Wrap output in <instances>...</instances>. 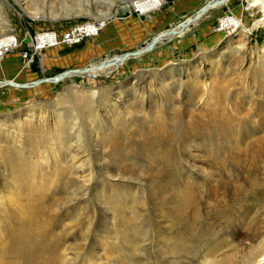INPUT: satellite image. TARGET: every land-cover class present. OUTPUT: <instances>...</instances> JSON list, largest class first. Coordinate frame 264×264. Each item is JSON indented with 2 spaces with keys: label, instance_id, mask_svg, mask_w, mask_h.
<instances>
[{
  "label": "rangeland",
  "instance_id": "374dc122",
  "mask_svg": "<svg viewBox=\"0 0 264 264\" xmlns=\"http://www.w3.org/2000/svg\"><path fill=\"white\" fill-rule=\"evenodd\" d=\"M145 1L0 0V45L9 40H17V45L0 50V82L13 79L17 83H30L44 77H53L63 71L100 66V62L106 59L141 49L159 32L181 25L209 0H156L147 8H142ZM99 16H105L104 24H101ZM222 18L231 20L238 26L227 25L222 22ZM263 21L264 8L260 3L253 4V0H227L207 10L173 37H162L152 49L125 58L115 70L106 75L86 76L74 73L55 83L45 80L26 88L2 85L0 122L12 128L28 126L33 121L32 117L41 114V120L51 125L56 108H73L76 118H66L65 121L68 122L67 128L71 127V122H75L74 129H67L69 131L63 134L65 140H52L54 146H63L61 156H64L68 152H75L73 145L77 138L89 151L93 138L90 128L99 136V128L103 123L120 116L123 121L128 122V129H132V140L138 157L131 159L132 155H128L127 161L120 164L124 167L123 171L119 170L122 179L117 176L110 183H120L121 186L126 183L131 186L133 195L137 199H144V204L138 209L146 212L160 202L158 193L149 186L148 176L151 170L146 169L148 166L152 169L154 165L150 164L148 158L147 160L139 155L143 141L138 132L150 123L151 118L147 116V112L154 107L149 104L150 101L153 104H162L160 98L163 97L164 109L168 107V103L180 107L179 110L186 113L184 119L188 120V114L197 112L201 105L190 96L193 90H201V87L209 90L213 87V92L225 89L223 91L231 95L230 107L235 108V111H231L232 118L236 124L242 126L239 134L243 146L254 140L262 139L264 142ZM90 24L98 26L99 29L94 33L85 32V35L77 36L79 39L71 43L65 40L64 35L67 32ZM41 35L58 37L64 43L53 40L52 45L42 43L44 48L35 50L33 44L38 42ZM236 44L243 45L241 50L244 55L240 52L234 53ZM224 83L226 86H223ZM109 88L113 90L108 98L101 99L100 92ZM119 90H122L121 95L116 93ZM64 95L66 98L62 100ZM142 95L144 100L142 99L140 106L143 111L136 112V107H131L133 97L141 100ZM88 101H92L91 106L81 105ZM106 102H109V106L114 103L115 109L109 106L105 108ZM99 107L102 108L98 109ZM96 109L98 111L93 117ZM2 138L0 153L3 152L2 148L19 140L18 137ZM45 144L47 143L43 142ZM196 149L190 145L181 150L189 168ZM23 151L28 153L27 150ZM91 164V178L86 184L87 187H83L84 190H72L67 185V190L62 187L67 176L79 180L69 173L60 177L59 185L54 183L56 177L51 172V165L41 169L34 182L30 181L11 191L5 188V178L0 174V255H5L7 264L22 262L20 235L24 229L25 217H33L35 223L40 225L39 231H34L33 227L28 229V234L37 241L43 243L49 239L54 247H58L57 253L68 251L70 254L84 252L86 242L92 248L94 258H101V264H165L167 261L177 264H208L210 261L230 256L236 248L247 250L246 247L256 243L247 228L252 215L253 222L261 231L259 239L264 237V159L261 169L251 180L254 185L250 189L246 187L243 192V196H247L245 201L240 204L243 197L238 202V205H242V210L236 214L231 228L235 246L219 245L209 255L213 238L205 237L201 242L196 241L193 244L190 241L194 236L186 232L183 237L189 243L188 247L192 248L181 256H172L167 252L170 240L166 241L167 238L164 240L161 236L155 237L154 233L148 234V216L141 224L143 232L140 231V235L133 238L135 247L131 249L123 246L119 224L121 220L134 216L135 212L137 214V211L132 205H128L121 210V214L120 209L107 214L108 205L100 204L97 196L101 192L109 193V181L102 170H99L101 166L97 160ZM62 165L66 167L67 163ZM2 166L0 164V170ZM207 167L209 166H205ZM81 171L75 172L80 176L83 172ZM6 176L11 179L9 174ZM150 192L155 193V196ZM242 215L246 218L239 221L238 217ZM89 220H92L93 225L88 240L84 241L85 227ZM159 220L158 224L164 226L162 233L169 232L171 235L168 236H172L168 229L169 224ZM43 222L46 223L42 224ZM133 223L135 222L131 224ZM109 226L111 230L106 234ZM201 234L203 232L198 233ZM114 240L117 242L116 247L112 244ZM57 253L56 255L60 254ZM38 264L65 263L62 257L58 261L53 255L50 258L47 254H42L38 258Z\"/></svg>",
  "mask_w": 264,
  "mask_h": 264
},
{
  "label": "bare ground",
  "instance_id": "6f19581e",
  "mask_svg": "<svg viewBox=\"0 0 264 264\" xmlns=\"http://www.w3.org/2000/svg\"><path fill=\"white\" fill-rule=\"evenodd\" d=\"M155 1L146 0L143 2L142 8H147ZM212 1L214 0H209L207 3ZM226 1L223 0L222 3ZM255 3H260L264 8V0H253V4ZM32 17L36 18V16ZM224 18H222V22L225 24L238 26L231 20H223ZM104 19L105 16L100 17L101 24H104ZM187 26L189 25L182 22L181 25L175 26L171 30L159 32L154 37L160 39L162 37L171 38L187 28ZM98 29L99 27L93 24L77 27L72 32L73 36L68 40V43L77 41L79 39L77 36L85 35L83 34L85 32L88 34L94 33ZM53 40L64 43V40L62 41L58 37L41 35L38 42L35 43L37 45L34 46L35 44H33V48L35 50L44 48L42 43L52 45ZM15 45H17V40H9L0 45V50ZM242 46V44H236L234 53L240 52L244 55L243 50H241L243 48ZM118 56L100 62L101 65L97 67L68 70V76L74 73L77 75L85 74L86 76L106 75L115 70L121 63L122 60H118ZM61 79L53 80L49 78L47 81L55 83ZM40 82L41 80L30 83H17L13 79H9L0 82V86L10 85L26 88L29 86L33 87ZM17 84H26V86L22 87ZM224 84L223 86H226V83ZM201 88V90H193V94L190 95L196 103L201 105L197 112L188 114V120L184 119V114L186 113L180 111V107L178 108L168 103V107L164 109L163 106L165 104L161 96L160 99L163 105L160 102H156L155 104L151 101L149 102L151 106H154L152 111L147 112V116L151 120L146 128L139 130L138 136L143 141L139 155L146 159L148 158L150 160L149 162H151L150 164L154 165V168H152L153 166L151 167L152 169H149V166L146 168L147 170H151L150 177L148 176L150 184H148L158 193L159 197L157 198H160L159 204L157 203V206L152 207L153 209L148 208L149 210H146V212L138 209L144 204V199H137L133 195V192H131V186H128V184L125 183L124 186H121L120 183H110L117 176L118 179H122L119 170L121 169L123 171L124 169H122L123 166L121 167L120 164L127 161L129 158L128 155H132L130 157L131 159L136 158V156L138 157L134 148V141L132 140V129H128V122L123 121V118H120V116L113 118V120L109 119L110 122L107 120V122L103 123L99 128L101 130L99 136L93 128H90L93 138L92 148L89 151L83 147V144H81L82 141L77 138L73 145L75 152H68L64 156H61L63 155V152H61L63 146H54L55 144H52V140H65L66 137L63 134L69 131L67 129H74L73 125L75 122H69L71 127L67 128L68 122L65 121L66 118H76L71 107L63 108L61 106L59 109L56 108L54 111V122L51 125L41 120V114L32 117L33 121H30L28 126H15V128H12L10 126L6 127L5 123L0 122V132H2L0 139H3L2 137H8L9 139L19 138L15 144L2 148L3 152L0 153L2 156L0 158V164L3 165L0 174L5 178V188L11 191L16 187H22L30 181L34 182L33 180L37 178L40 170L45 168V166L51 165L53 167L51 172L56 177V180H53L54 183L59 185L60 177L62 178V175L67 176L69 173L71 176L78 177L79 180H74V178L67 176V180L63 182L64 185L62 184V187L66 188L65 186L67 185L71 186L72 190H82L83 187H87L86 184L90 181L92 173L91 163L97 160L101 166L99 170H102L104 177L109 181L107 183L109 185L108 187H110V190L108 189L109 193L105 194L106 192H101V195L99 194L97 196L100 204L105 203V205H108L106 208L107 214L114 213L116 209H120L119 212L121 214V210L123 211L128 205H132L137 211V214L135 212L134 216L121 220L119 224L124 247L131 249L135 247L133 238L140 235L141 224L147 216L149 217V221L147 220L148 234L149 232L154 233L155 237L161 236L164 240L167 238L166 241L170 240L167 252H170L172 256H181V254H186L191 251L190 249L192 247H188L189 243L187 244V241L183 237L186 232L194 236L190 241L193 244L201 242L205 237V239L213 238L212 246L208 250L209 255H212V251L218 248L219 245L235 246L231 228L234 224L236 214H239L238 211L242 210V205L240 204L247 197L243 196V192H245L246 187L248 189L252 188L254 184L251 183V180L255 178L256 172L261 169V162L264 159V142L262 139L259 141L254 140L243 146V140L239 134L242 126L238 123L236 124L232 118L231 111H235V108L233 106L230 107L232 103L231 95L224 92L223 90L225 89L213 92V87H211V90ZM112 90L113 88H109L107 91H101L99 94L100 98H108ZM116 93L121 95L122 90L116 91ZM143 97L144 95L140 96L141 100L139 97H133L131 107H136V112L143 111L140 106L143 103ZM64 98H66L65 95L61 99L63 100ZM108 101L111 100L109 99ZM88 102H83L81 105L84 107L91 106L92 101ZM113 104L111 103V106H109V102H106L104 106L105 108L109 106L115 109ZM98 106L101 105L99 104ZM100 108L102 107L98 109ZM98 109L94 110L93 117L96 116ZM115 113L118 114L117 112ZM32 122L33 124H31ZM43 142L47 144L43 145ZM191 142L194 143L192 144ZM190 145L196 147L197 152L194 153L193 163L189 168L185 164V158L182 156L184 154L181 153V150L190 147ZM23 150H27L28 153H24L25 151ZM75 159L76 161H74ZM64 162L67 163L66 167L62 165ZM205 166L209 167L205 168ZM76 170H82V175H77ZM7 174L11 176V179L6 178L8 177L6 176ZM76 182L81 183L77 184ZM123 182L126 181L124 180ZM105 185L103 182V186ZM150 193L152 196L155 194ZM240 199L243 200L238 205ZM248 215L249 212H247V217ZM245 218L242 215L238 217V220L241 221ZM159 219H161V222L164 221L169 224L168 229H170L172 236H168L170 234L169 232H167L168 234L162 233L164 226L158 224ZM133 221L135 223L131 224ZM253 221L252 215L249 220V227L247 228L249 229L251 238L256 243L249 246V248L246 247L247 250L236 248L235 252L230 256L210 261L208 264H264V237L259 239L261 231ZM45 223L43 222L42 224ZM91 225H93V222L89 220L85 227L84 241L88 240ZM31 227H33L34 231L40 230V225L37 222L35 223L33 217H25L24 229L20 235L21 253L23 257L21 264H38V258L42 254H47L50 258L53 255L58 261L62 257L65 264H101V258H94L92 248L88 243L85 242L84 252L82 253L77 251L70 254L68 251H64L63 253L59 252V254L57 253L59 250L58 247H54L52 241H48L49 239L41 243L29 235L28 229ZM110 230L111 227L109 226L106 229V234ZM199 232H203V234L198 235ZM128 233L131 234L129 235ZM103 238L106 237L103 236ZM112 244L116 247V240ZM55 251L59 255H56L54 253ZM0 264H7L5 255H0ZM165 264L177 263L167 261Z\"/></svg>",
  "mask_w": 264,
  "mask_h": 264
},
{
  "label": "water",
  "instance_id": "95a60500",
  "mask_svg": "<svg viewBox=\"0 0 264 264\" xmlns=\"http://www.w3.org/2000/svg\"><path fill=\"white\" fill-rule=\"evenodd\" d=\"M222 2H223V0H214V1L210 2V3L205 4L198 11L193 13L191 17L185 19L184 23H186L188 25L191 24L194 20H196L200 16H202L207 10H209L210 8H213V7H215V6L219 5V4H222ZM159 39L160 38H158V37H154L153 39H151L149 41L148 44H146L141 49L120 54L118 56V60H124L125 58H128L130 56H135V55H138L140 53H143V52H146V51L152 49ZM65 76H68V72L67 71H63L62 73L54 75L53 77H50V78L54 80V79L63 78ZM48 79H49V77H44V78L41 79V81H45V80H48ZM17 85L22 86V87L26 86V84H17Z\"/></svg>",
  "mask_w": 264,
  "mask_h": 264
},
{
  "label": "built area",
  "instance_id": "2783aa9c",
  "mask_svg": "<svg viewBox=\"0 0 264 264\" xmlns=\"http://www.w3.org/2000/svg\"><path fill=\"white\" fill-rule=\"evenodd\" d=\"M72 36H73V35H72V32L69 31V32H67V33L64 35V38H65V40H70V38H71Z\"/></svg>",
  "mask_w": 264,
  "mask_h": 264
}]
</instances>
